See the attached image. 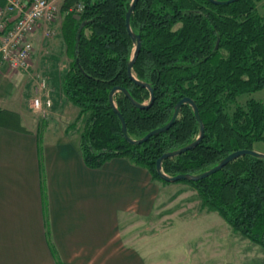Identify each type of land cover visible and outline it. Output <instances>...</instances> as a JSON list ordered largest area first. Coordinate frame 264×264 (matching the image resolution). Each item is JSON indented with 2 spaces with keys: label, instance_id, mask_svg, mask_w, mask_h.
<instances>
[{
  "label": "trees",
  "instance_id": "1",
  "mask_svg": "<svg viewBox=\"0 0 264 264\" xmlns=\"http://www.w3.org/2000/svg\"><path fill=\"white\" fill-rule=\"evenodd\" d=\"M75 1L65 0L61 7L66 14L62 38L73 56L61 91L77 107V118L84 119L79 135L83 162L97 169L109 159L126 157L145 167L153 180L168 184L158 176L155 161L198 137L192 108L182 105L167 131L141 144L128 143L108 94L121 86L137 103L149 102L148 89L126 71L134 47L125 28L132 0H80L78 19L67 13ZM258 1L137 0L130 28L141 45L132 74L153 89L154 98L140 109L121 92L114 94L128 137L138 140L165 125L183 97L195 103L204 129L193 149L162 161L166 175H196L234 151L264 143V104L253 99L237 103L239 96L264 89V14L257 12ZM177 23L180 27L174 29ZM178 182L191 185L201 206L264 249V159L239 156L204 179Z\"/></svg>",
  "mask_w": 264,
  "mask_h": 264
},
{
  "label": "crops",
  "instance_id": "2",
  "mask_svg": "<svg viewBox=\"0 0 264 264\" xmlns=\"http://www.w3.org/2000/svg\"><path fill=\"white\" fill-rule=\"evenodd\" d=\"M1 69L0 93L21 79ZM24 90L20 108L0 102V264H155L165 245L135 233L177 184L126 157L89 168L78 133L58 123L77 107L53 105L52 120L36 122Z\"/></svg>",
  "mask_w": 264,
  "mask_h": 264
},
{
  "label": "rangeland",
  "instance_id": "3",
  "mask_svg": "<svg viewBox=\"0 0 264 264\" xmlns=\"http://www.w3.org/2000/svg\"><path fill=\"white\" fill-rule=\"evenodd\" d=\"M63 3L60 4L53 21L41 23L35 29V41L33 36V51L28 69L8 70L7 76L18 75L21 78L15 88H11L7 83L1 86L0 102L4 108H20L21 94L25 93L26 85L29 87L26 102L30 104L32 119L36 122L52 120L53 111L56 110H51L53 105L59 106V103L68 102L61 91V80L64 73L70 69L73 56L62 38V25L66 16L61 10ZM78 4H82L80 0L69 6L67 12L75 19H78L77 14L82 11L76 10ZM255 5L257 12L264 14V0H259ZM178 27L180 23L173 28ZM85 34H88V30ZM41 78L45 80L46 86L40 94H36L34 90ZM34 98H39L40 101L37 108L33 107ZM46 99L50 100L49 107L45 106ZM248 99L264 104V89L239 96L237 103L244 105ZM70 105L76 109L74 105ZM229 109L231 111L233 106ZM76 113L78 111L71 113L69 119H58V123L65 124L67 131L80 135L84 119L77 118ZM253 150L264 153V143L255 142ZM175 184L178 190L160 194L155 205L160 211L156 216L145 219L143 226H138L135 233L154 235L161 247L165 245L156 255L157 259L153 260L155 264L159 261L160 264H264L262 247L233 231L217 212L201 206L199 195L191 185L183 182Z\"/></svg>",
  "mask_w": 264,
  "mask_h": 264
},
{
  "label": "built area",
  "instance_id": "4",
  "mask_svg": "<svg viewBox=\"0 0 264 264\" xmlns=\"http://www.w3.org/2000/svg\"><path fill=\"white\" fill-rule=\"evenodd\" d=\"M64 1L0 0V73L3 66L11 71L28 69L33 51L32 34L41 23L53 21ZM81 9L82 4H78L76 10ZM45 86L41 78L34 93L40 94ZM39 104V98H34L33 107ZM45 106H50L49 99L45 100Z\"/></svg>",
  "mask_w": 264,
  "mask_h": 264
},
{
  "label": "water",
  "instance_id": "5",
  "mask_svg": "<svg viewBox=\"0 0 264 264\" xmlns=\"http://www.w3.org/2000/svg\"><path fill=\"white\" fill-rule=\"evenodd\" d=\"M210 3L215 4V5H226L229 3H232L236 0H224V1H220V0H208ZM137 0H132L130 3V6L125 14V28H126V32L129 35L131 41L134 43V47H133V51L131 54V58L128 61L127 65H126V71H127V75L130 77V79H132L137 85L141 86V87H145L148 89L149 91V102L148 103H144V104H139L136 101H134L132 99V97L130 96V94L128 93V91L121 87V86H114L113 88H111V90L109 91L108 94V100L109 103L114 111V113L117 115L119 121H120V125H121V132L125 138V140L130 143V144H141L143 142H146L150 137L158 135L160 133H163L165 131H167L175 122L178 113H179V109L181 108L182 105L187 104L189 105L194 113V116L196 118V120L199 123V135L198 137L191 143H189L188 145L181 147L177 150L174 151H170L167 153L162 154L156 161H155V170L158 174V176L164 180L167 183H175L178 182L179 180H189V181H198L201 179H204L208 176H210L211 174L217 172L218 170H220L221 168H223L227 163L231 162L232 160L236 159L239 156H244V155H250L253 157H258V158H262L264 159V153H260L257 151H254L253 149H242V150H237L234 151L230 154H228L226 157H224L222 160H220L216 165H214L213 167L209 168L208 170L201 172L199 174L196 175H189V174H179V175H175V176H168L165 173L162 172L161 169V163L163 160L167 159V158H173L176 157L186 151H189L191 149H193L201 140L203 133H204V129H203V124L201 123V120L199 118V114H198V109L195 105V103L189 98V97H183L181 98L179 101H177V103L174 106V111L173 114L170 118V120L163 126L156 128L152 131H150L149 133H147L144 137L138 139V140H133L131 138L128 137L127 132H126V124L124 121L123 116L119 113V111L117 110L114 102H113V96L116 92H121L125 98L128 99V101L135 107L140 108V109H144L147 108L151 105V103L153 102V89L147 84V83H143L139 80H136L135 77L132 74V68L133 65L135 63V60L137 58L138 52L140 50V45H141V41H140V37L139 35L133 33L131 31L130 28V16L131 13L134 9V6L136 4ZM83 27V24H81L78 27L77 30V39L79 38V34L80 31Z\"/></svg>",
  "mask_w": 264,
  "mask_h": 264
}]
</instances>
